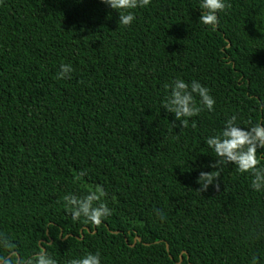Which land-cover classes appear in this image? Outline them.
Returning <instances> with one entry per match:
<instances>
[{
  "label": "trees",
  "instance_id": "16d2710c",
  "mask_svg": "<svg viewBox=\"0 0 264 264\" xmlns=\"http://www.w3.org/2000/svg\"><path fill=\"white\" fill-rule=\"evenodd\" d=\"M131 11L125 27L100 0H0L7 255L264 264V189L252 190L251 174L229 164L218 187L196 191L198 171L214 160L205 137L232 115L241 126L264 124V0H226L214 29L198 22V0ZM60 64L71 66L68 78H56ZM175 78L199 81L214 100L183 128L160 108ZM257 157L264 167V149ZM97 187L111 214L98 225L73 221L63 197Z\"/></svg>",
  "mask_w": 264,
  "mask_h": 264
},
{
  "label": "clouds",
  "instance_id": "9594fccd",
  "mask_svg": "<svg viewBox=\"0 0 264 264\" xmlns=\"http://www.w3.org/2000/svg\"><path fill=\"white\" fill-rule=\"evenodd\" d=\"M100 3L118 13L117 23L127 27L135 18L131 10L146 6L149 0H100ZM198 7L201 10L198 22L214 29L218 22L217 13L225 9L226 0H198ZM71 71L70 65L60 64L56 78H68ZM165 88L169 91L161 100L160 108L173 114L174 119L179 121L180 128L187 126L189 118L198 115L203 109L211 111L213 108L214 100L208 88L197 80L186 83L183 79L175 78L169 81ZM195 97H199L198 103ZM258 107L264 109V100L259 102ZM243 123L245 126L237 122L235 115L228 116L218 134L204 138L203 142L214 154L212 156L214 160L206 165L210 171H198L196 183L199 187L196 191H205L210 185L218 187L215 181L223 168L229 164L239 173L251 174L250 187L253 191L259 192L264 189V167H258L257 157V151L264 149V124L251 121ZM86 175L87 171L84 169L77 173L78 177ZM104 195V190L97 187L82 197L65 195L63 199L66 206H70L73 221L83 218L93 225H98L111 214V209L101 200ZM12 248L13 244L9 237L0 233V264H57V261L44 250L30 257H20L14 253L9 257L7 254L11 253ZM100 259L98 252H85L79 258H69L65 264H100ZM251 264H257L255 256L252 257Z\"/></svg>",
  "mask_w": 264,
  "mask_h": 264
},
{
  "label": "water",
  "instance_id": "95a60500",
  "mask_svg": "<svg viewBox=\"0 0 264 264\" xmlns=\"http://www.w3.org/2000/svg\"><path fill=\"white\" fill-rule=\"evenodd\" d=\"M86 230H88V229L86 228ZM114 232H117V231H114ZM80 234H81V231H80ZM80 238H81V235H80ZM135 239H136V240H139V237L136 236ZM134 242H135V240L133 241V243H134ZM166 247H167V245H166ZM179 258L181 259V256H180ZM179 261H180V260H179Z\"/></svg>",
  "mask_w": 264,
  "mask_h": 264
}]
</instances>
